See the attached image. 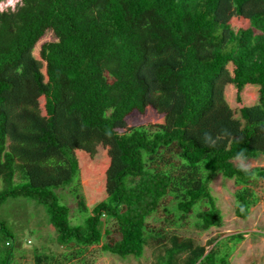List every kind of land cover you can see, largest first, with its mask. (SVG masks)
<instances>
[{
  "label": "trees",
  "instance_id": "16d2710c",
  "mask_svg": "<svg viewBox=\"0 0 264 264\" xmlns=\"http://www.w3.org/2000/svg\"><path fill=\"white\" fill-rule=\"evenodd\" d=\"M263 157L264 0H22L0 11V208L42 205L61 249L35 252V264H93L92 247L230 264L227 243L243 235L208 251L172 228L222 224L217 175L240 187L235 216L246 219L264 167L235 162ZM75 177L80 224L57 193ZM14 238L0 217V264L13 263Z\"/></svg>",
  "mask_w": 264,
  "mask_h": 264
},
{
  "label": "rangeland",
  "instance_id": "374dc122",
  "mask_svg": "<svg viewBox=\"0 0 264 264\" xmlns=\"http://www.w3.org/2000/svg\"><path fill=\"white\" fill-rule=\"evenodd\" d=\"M22 0H4L0 2V11L15 10ZM55 40L52 32H48L41 42L38 43L35 55L41 44ZM247 100V105H252L256 100V92L249 90L248 95H242ZM228 101L233 108L240 107L236 100L235 89L227 92ZM241 167L253 168L264 167V157L249 161H236ZM78 177L65 190L57 193L63 197V202L70 208V220L73 224H80L85 214L78 211L76 196L82 191L78 187ZM257 192L260 201L251 208L246 219L235 216L234 193L238 187L233 180L217 175L211 185L212 196L216 199V206L222 213V224L208 231H200L193 225V219L182 227L172 228L173 232L183 238H192L196 244L206 246L209 251L214 245L208 246L209 241L215 239L221 242L231 235L241 234L243 240L235 244L229 241V247L234 248L229 258L230 264H264V185L259 184ZM75 191V193L73 192ZM197 210V209H196ZM0 217L3 218L15 235L14 259L12 264H35L34 254L40 252H61L56 247V233L50 227L49 218L42 205L29 199H10L0 208ZM162 213L153 215L147 219L151 224H159ZM105 229V223L101 225ZM171 231V232H172ZM221 245V244H220ZM93 264H153L155 255L151 248L146 247L141 258L129 257L120 259L117 256L100 252V247H92L89 256Z\"/></svg>",
  "mask_w": 264,
  "mask_h": 264
}]
</instances>
